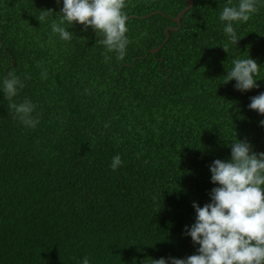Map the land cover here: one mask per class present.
<instances>
[{
  "label": "trees",
  "instance_id": "trees-1",
  "mask_svg": "<svg viewBox=\"0 0 264 264\" xmlns=\"http://www.w3.org/2000/svg\"><path fill=\"white\" fill-rule=\"evenodd\" d=\"M238 2L194 0L179 23L187 0H125L130 42L118 59L91 28L68 25L70 41L51 32L62 2L0 0V81L20 78L11 102L30 100L39 121L23 125L0 92V264L196 254L184 230L193 202H210L209 166L236 138L264 152V116L248 108L264 92V0L226 52L218 17ZM248 56L259 88L240 92L223 82Z\"/></svg>",
  "mask_w": 264,
  "mask_h": 264
},
{
  "label": "clouds",
  "instance_id": "clouds-1",
  "mask_svg": "<svg viewBox=\"0 0 264 264\" xmlns=\"http://www.w3.org/2000/svg\"><path fill=\"white\" fill-rule=\"evenodd\" d=\"M61 2L58 21L51 23L53 34L70 41L72 34L67 26L78 23L85 30L95 31L118 59L124 58L130 42L126 35L128 17L123 11L125 0H57L58 4ZM256 3L257 0H239L237 5L222 9L218 20L226 37L220 45L224 51L228 52L229 45H237L241 38L235 25L250 19L257 11ZM38 19L42 23L45 17ZM226 72L223 83L234 80V87L240 92L259 88V64L249 56L233 59ZM23 87L20 78L11 72L0 81V92L10 101L8 108L14 117L34 128L39 121L33 119V103L27 99L19 104L11 102ZM248 108L264 116V92L252 97ZM259 123L264 127V120ZM229 147V159H216L209 166L210 182L216 185L210 191V202L203 207L193 202L195 221L185 226L184 234L198 246L196 254L153 259L154 264H264V152H255L247 140L237 138ZM121 163L120 156H114L110 167L116 171ZM80 264H90L89 259L84 257Z\"/></svg>",
  "mask_w": 264,
  "mask_h": 264
},
{
  "label": "water",
  "instance_id": "water-1",
  "mask_svg": "<svg viewBox=\"0 0 264 264\" xmlns=\"http://www.w3.org/2000/svg\"><path fill=\"white\" fill-rule=\"evenodd\" d=\"M187 1H188V6H187L185 9H183V10L179 13V15L176 17V21H178L179 23H180V21H181L182 16H183L186 12H188V10H190V9L192 8L193 4H194V0H187ZM169 29H171V30H175L174 27H170ZM169 37H170V34H169V32H167V38H166L165 42L168 40ZM165 42H164V43H165ZM164 43H163V44H164ZM161 46H162V45H161ZM159 48H160V47H159ZM159 48L153 49V51H156V50H158Z\"/></svg>",
  "mask_w": 264,
  "mask_h": 264
}]
</instances>
